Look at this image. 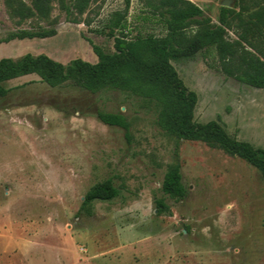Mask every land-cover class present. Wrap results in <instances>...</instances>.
<instances>
[{"label": "rangeland", "instance_id": "obj_1", "mask_svg": "<svg viewBox=\"0 0 264 264\" xmlns=\"http://www.w3.org/2000/svg\"><path fill=\"white\" fill-rule=\"evenodd\" d=\"M69 1L52 0L54 35L10 39L47 22H19L0 0V59L31 53L94 63L87 39L113 51L110 20L125 1L97 0L67 15ZM192 1L216 21L222 0ZM148 11L130 0V37L165 33ZM172 64L198 95L196 121L218 117L230 135L264 148V88L226 76L213 50ZM2 84L9 92L0 97V264H264V179L243 159L167 135L155 108L127 92L92 93L70 81L50 87L34 73ZM98 111L122 112L128 136L99 121ZM175 154L186 188L179 201L161 192ZM105 179L118 195L77 214L85 192ZM156 197L171 215L157 214Z\"/></svg>", "mask_w": 264, "mask_h": 264}, {"label": "trees", "instance_id": "obj_2", "mask_svg": "<svg viewBox=\"0 0 264 264\" xmlns=\"http://www.w3.org/2000/svg\"><path fill=\"white\" fill-rule=\"evenodd\" d=\"M95 1L70 0L64 9L67 15H82ZM124 1L123 11H116L110 20L113 51H105L87 39L97 57L94 63L75 58L63 64L46 54L31 53L17 59L3 57L0 97L9 92L3 82L31 73L50 87L70 81L92 93L103 89L127 92L155 108L156 124L167 135L218 147L243 159L264 179V148L230 135L218 117L196 121L198 95L172 64L213 50L226 76L264 88V0H236L231 7L219 6L216 21L191 0H137L164 24L165 33L133 37L129 36L125 23L130 0ZM4 3L9 15L19 22L31 18L47 22L46 26L18 29L10 34V39L46 38L56 33L50 19L52 0H4ZM115 31L119 33L115 35ZM97 118L104 124L121 127L128 136L130 124L122 112L98 111ZM161 192L176 201L186 196L177 154L163 175ZM118 193L111 179L95 183L85 192L77 214L91 215L94 201H110ZM154 206L157 214L171 215L164 197L154 198Z\"/></svg>", "mask_w": 264, "mask_h": 264}, {"label": "water", "instance_id": "obj_3", "mask_svg": "<svg viewBox=\"0 0 264 264\" xmlns=\"http://www.w3.org/2000/svg\"><path fill=\"white\" fill-rule=\"evenodd\" d=\"M234 2L232 0H222L220 5L225 7H231Z\"/></svg>", "mask_w": 264, "mask_h": 264}, {"label": "crops", "instance_id": "obj_4", "mask_svg": "<svg viewBox=\"0 0 264 264\" xmlns=\"http://www.w3.org/2000/svg\"><path fill=\"white\" fill-rule=\"evenodd\" d=\"M192 1V0H191ZM193 2V1H192ZM196 4V3H195Z\"/></svg>", "mask_w": 264, "mask_h": 264}]
</instances>
